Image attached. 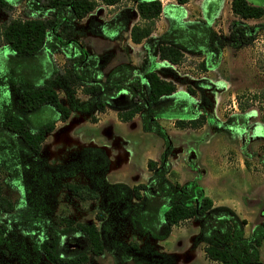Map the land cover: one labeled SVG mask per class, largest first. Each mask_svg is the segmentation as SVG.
I'll list each match as a JSON object with an SVG mask.
<instances>
[{
	"label": "trees",
	"instance_id": "1",
	"mask_svg": "<svg viewBox=\"0 0 264 264\" xmlns=\"http://www.w3.org/2000/svg\"><path fill=\"white\" fill-rule=\"evenodd\" d=\"M19 1H23L27 15L8 16L0 21V50L5 53L0 61V146L5 143L0 153L6 155L4 167L8 174L13 169L11 164H17L22 157L31 161L40 158L41 143L56 121L65 120L73 110L102 112L108 99H127V104L116 109V118L127 121L138 113L141 128L158 133L166 144L168 138L157 122L158 117H173L174 125L180 128L201 126L207 117L192 106L190 96L194 88L186 86L187 96H172L175 84L159 75L155 60L176 64L183 59L184 52L200 54L195 67L206 71L217 66L224 46L248 45L264 26L247 22L263 16L264 0H229L233 17L227 33L220 34L210 24L220 0H203L199 18L190 22L171 19L162 33L147 40L140 64L119 63L102 79L96 56L75 38L73 25L98 4L115 5L121 0H0V10L8 11L12 3ZM185 1L175 0L176 4H167V9L181 11L180 5ZM134 2L138 20L131 23L128 38L132 43H140L147 39L154 19L166 6L160 0ZM125 25L126 16L120 11L101 30L113 39ZM55 53L64 56L61 64L54 60ZM6 86L14 92L11 99L3 93ZM56 87L62 89L67 101L60 97ZM78 93L88 96L87 100L79 102ZM89 120L95 121L96 117L91 114ZM260 120L264 123V109ZM166 152L167 149L159 162L147 159L146 167L151 172L147 182L131 186L104 180L102 171L107 160L95 148L84 149L54 164L58 166L52 168L53 172H31L28 191L34 183L40 205L33 211L37 223L33 248L53 264H86L91 257L103 253L100 229L93 221L52 217L50 202L43 195L50 199L63 188L67 195L80 201L101 195L109 221L102 209L94 213L95 219L115 225L126 218L127 226L146 238L162 239L170 225L195 218L199 223L196 238L202 242L201 249L208 260L217 264H263L258 247L264 239V219L245 234V219L231 208L213 205L193 181L181 185L167 178ZM35 162L32 168L36 169L46 163L44 159L41 165ZM79 171L88 177V183L71 180ZM115 202L122 206L114 209L110 203ZM14 210L15 204L4 193L0 180V215ZM6 231V222L0 220V252L4 255Z\"/></svg>",
	"mask_w": 264,
	"mask_h": 264
},
{
	"label": "rangeland",
	"instance_id": "2",
	"mask_svg": "<svg viewBox=\"0 0 264 264\" xmlns=\"http://www.w3.org/2000/svg\"><path fill=\"white\" fill-rule=\"evenodd\" d=\"M160 2L166 7L154 19L147 39L140 43H132L128 38L131 23L138 20L134 0H121L109 6L98 4L74 23V36L88 53L96 56L102 79L119 63L140 64L147 40L162 33L171 19L190 22L202 15L203 0H186L180 5L181 11L167 9V4H176L175 0ZM228 7V0H220L210 23L220 34L227 33L229 20L233 17ZM120 11L126 16V25L112 39L101 27ZM24 15H27L24 3L19 1L12 3L8 11L0 10V21L8 16ZM247 22L264 23V13L261 18ZM263 51L264 26L250 44L237 48L224 46L217 66L209 71H199L195 67L200 54L184 52L183 59L176 64L155 60L154 67L159 75L175 84L172 96H187L186 86L193 87L192 106L207 117L201 126L194 128L176 127L170 116L158 117L157 122L164 129L168 144L158 133L141 128L138 113L130 120H118L116 109L128 102L121 97L117 101L106 100L102 112L73 110L65 120L56 121L41 143L40 158H34L35 164L41 165L42 159L46 162L39 169L32 168L35 160L22 157L17 164L9 160L13 169L8 174L4 167L6 155L0 153L2 189L15 204L13 212L0 215V220L7 224L3 242L6 254L0 252V264H53L32 246L37 234L33 211L40 205L34 183L28 191L29 174L38 170L53 172L52 168L58 166L54 164L87 148H95L106 157L102 176L107 183L127 186L147 182L151 175L146 167L147 159L159 162L167 149V178L181 185L193 181L214 204L226 205L238 217L244 218V232L248 234L252 225L264 219V123L260 120L264 109ZM4 55L0 50V61ZM53 58L58 64L64 60L61 53H55ZM10 88H2L9 99L14 97ZM56 89L67 101L62 89ZM87 98L78 93L79 102ZM91 114L96 117L95 121L89 120ZM4 145L0 146V151L4 150ZM239 163L244 168H239ZM71 180L89 182L82 171ZM43 197L48 198L55 219L93 221L100 229L104 251L91 257L86 264H217L203 254L202 242L196 238L199 223L195 218L180 225H170L164 238L152 239L134 233L127 226L126 218L115 225L95 219L94 213L102 209L109 221V212L103 206L101 195L80 201L60 188L52 198L45 193ZM110 206L117 209L122 204L115 202ZM258 251L259 260L264 264V239Z\"/></svg>",
	"mask_w": 264,
	"mask_h": 264
},
{
	"label": "crops",
	"instance_id": "3",
	"mask_svg": "<svg viewBox=\"0 0 264 264\" xmlns=\"http://www.w3.org/2000/svg\"><path fill=\"white\" fill-rule=\"evenodd\" d=\"M228 6H229V0H228ZM229 8V7H228ZM228 17H230V14H229V16ZM210 70V69H209ZM209 70H207V71H209ZM232 106H234V104H232ZM235 107V106H234ZM55 127V126H54ZM238 167L239 168H244L243 166H242V164L241 163H239L238 164ZM73 181V180H72ZM204 193V192H203ZM205 194V193H204ZM212 203H213V205H216V204H214V202L212 201ZM245 233V232H244Z\"/></svg>",
	"mask_w": 264,
	"mask_h": 264
}]
</instances>
